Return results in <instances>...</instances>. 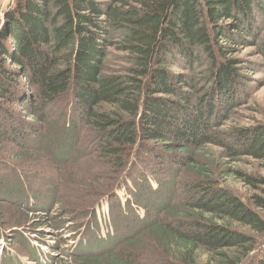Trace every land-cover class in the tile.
Instances as JSON below:
<instances>
[{
  "label": "trees",
  "instance_id": "1",
  "mask_svg": "<svg viewBox=\"0 0 264 264\" xmlns=\"http://www.w3.org/2000/svg\"><path fill=\"white\" fill-rule=\"evenodd\" d=\"M247 47L264 72V0H14L0 25V205L24 214L0 213V248L11 251L0 264H51L52 251L72 264H264V215L220 167L264 158V129L250 142L248 129L223 127L241 71L255 70L231 57ZM86 144L119 177L86 185L93 204L69 227L53 213L82 206L57 202L63 163ZM42 225L62 234L40 241L48 253L31 243Z\"/></svg>",
  "mask_w": 264,
  "mask_h": 264
},
{
  "label": "rangeland",
  "instance_id": "2",
  "mask_svg": "<svg viewBox=\"0 0 264 264\" xmlns=\"http://www.w3.org/2000/svg\"><path fill=\"white\" fill-rule=\"evenodd\" d=\"M13 2L14 0H0V25L4 17V11L8 9L9 6L13 4ZM231 57L238 59L241 63H244L245 65L243 68L253 67L255 70L251 71L250 69H243V71H241V74L245 77V90H243V92H238L240 96L239 105L233 107V111L231 112L229 119L224 122L223 127L227 128L238 126L248 129V132H250L249 134L251 142V140L253 139V135L255 133L256 135L261 134L263 132L262 129H264V72L260 71L259 66L256 65L258 64L257 62H260L261 59L258 55L255 54V49L253 47L242 48L240 49V51L233 53ZM58 114L59 110L53 112L52 119H57ZM81 146L83 153L81 154V158L78 163H73L72 161H68L66 164L65 162L63 163V166L66 168V171H68V174H64L61 178L62 195L58 198L57 202H65L66 204L64 205L81 204L82 207L76 209L77 211L71 213V215H68L67 217H63V213L61 214L60 212L53 213H58V216H56V220L58 221L61 218H66V222L63 223L69 227H72L74 224L77 225L79 224V222L82 223L83 221H85L87 218L86 213L89 212V207L91 206L90 204H93L91 203V193L89 191L90 189L85 188L86 185H90L94 181L95 186H109V184L113 183L119 177L118 174L114 173V170L110 169L109 165L105 164L102 160L99 159V157H97L96 153L93 152V149H89V144ZM76 149L78 148L76 147ZM220 167H225L227 169L229 168L227 176H223L227 183L225 186L237 193V195L249 209L259 213L260 215H264V209L259 208L257 205L255 206L253 200L254 196L264 199V158H254L250 155L243 154L238 159V161H229L228 163H226V165L223 162L220 164ZM238 172L244 173L246 175H251L252 177L257 178L259 181L253 182V184H249L244 180L243 175L238 174ZM47 173L48 174L44 175L43 177L48 178L54 176L51 173L50 168L48 169ZM36 180V178H25V183H27L29 187H37L39 179L37 181ZM152 184L153 186H155L154 182H152ZM72 189H74V192L72 191ZM78 189H80V191H78ZM43 192H45L46 194L45 190ZM117 193L120 195V198L123 201V191L120 189ZM40 198L42 199L45 197ZM106 198L107 197H101L100 200L97 199V201H99L97 205H94L99 223V233L101 236H105L107 232H110V226H105V222L106 224L108 223V209L105 202L107 201ZM45 200H47V198H45ZM2 202H4V205H0L1 215H4L7 218L12 216H18L19 218H21V216L24 214L23 212L21 214L18 211L19 208L17 209L16 207H13L11 203L8 202V199L2 200ZM64 208L67 207L64 206ZM139 213L142 214L141 211H139ZM31 235V243H33V245L39 246L41 240H43L44 244H54L56 240L60 239V236L62 234L59 233L55 227L51 228L42 225L39 226L37 235ZM75 240L76 239L72 238L64 239V242H68L66 244L67 247L70 248V244L74 243ZM263 240V238L258 239V242H262ZM2 242L3 241L0 240V243ZM39 248L46 253L52 251L48 246L45 245H40ZM10 252L1 251L0 258L4 253L10 254ZM52 254L51 264H72V256L69 253L62 252V254L60 255L56 251H52ZM42 257L44 259V256ZM57 259L62 260V262L58 263ZM15 264H31V262L27 261L26 258L23 257H21L20 259L15 257Z\"/></svg>",
  "mask_w": 264,
  "mask_h": 264
}]
</instances>
